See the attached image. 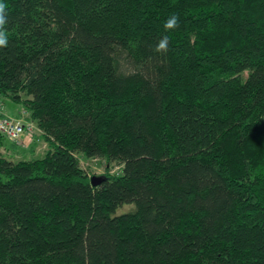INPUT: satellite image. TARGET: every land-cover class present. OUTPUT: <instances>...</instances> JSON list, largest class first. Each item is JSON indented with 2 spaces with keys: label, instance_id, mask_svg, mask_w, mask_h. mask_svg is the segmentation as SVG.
<instances>
[{
  "label": "trees",
  "instance_id": "obj_1",
  "mask_svg": "<svg viewBox=\"0 0 264 264\" xmlns=\"http://www.w3.org/2000/svg\"><path fill=\"white\" fill-rule=\"evenodd\" d=\"M0 2V264H264V0Z\"/></svg>",
  "mask_w": 264,
  "mask_h": 264
},
{
  "label": "rangeland",
  "instance_id": "obj_2",
  "mask_svg": "<svg viewBox=\"0 0 264 264\" xmlns=\"http://www.w3.org/2000/svg\"><path fill=\"white\" fill-rule=\"evenodd\" d=\"M1 100V99H0ZM3 104H4V111L7 112V114L10 115H18L23 113V106L19 103L14 102L10 97H4L2 99ZM27 115V114H25ZM38 132V131H37ZM31 135H28L30 137ZM39 135L36 136V138L33 140L32 136V141L26 137L25 140L21 142L22 145H24V148L20 147L18 148V151L13 154V157H10L5 153V149H0L1 152L5 155H7L8 158L14 159V160H21V159H30L34 157H40L44 155V153L47 150V145L45 141L40 140L38 138ZM9 143H12L11 140H8ZM28 142V143H27ZM13 149L15 147H12ZM82 167L89 172L92 175L95 176H101L105 173V170L108 166L111 167V171L114 173H119L121 171L122 166L120 164H117L116 162H113L111 164H108L105 159L102 158H86L83 155H79ZM135 204L134 203H129V204H124L123 206L119 207L117 210V214L125 213L132 211L135 209Z\"/></svg>",
  "mask_w": 264,
  "mask_h": 264
},
{
  "label": "built area",
  "instance_id": "obj_3",
  "mask_svg": "<svg viewBox=\"0 0 264 264\" xmlns=\"http://www.w3.org/2000/svg\"><path fill=\"white\" fill-rule=\"evenodd\" d=\"M3 109L4 106L0 104L1 113H4ZM32 129V124H27L21 118L0 116V133L10 140L21 143L26 133L32 132Z\"/></svg>",
  "mask_w": 264,
  "mask_h": 264
},
{
  "label": "clouds",
  "instance_id": "obj_4",
  "mask_svg": "<svg viewBox=\"0 0 264 264\" xmlns=\"http://www.w3.org/2000/svg\"><path fill=\"white\" fill-rule=\"evenodd\" d=\"M6 4L0 2V47H6L8 44V38L6 32L4 30V25L6 24ZM179 17L176 15H172L165 22L166 30H174L179 27ZM169 37L163 36L157 43L155 47V51L157 53H167L169 46Z\"/></svg>",
  "mask_w": 264,
  "mask_h": 264
},
{
  "label": "crops",
  "instance_id": "obj_5",
  "mask_svg": "<svg viewBox=\"0 0 264 264\" xmlns=\"http://www.w3.org/2000/svg\"><path fill=\"white\" fill-rule=\"evenodd\" d=\"M20 147L24 148V146H22L20 144H19V146L17 148H14V149L12 148V145H8V147H4L5 153L10 154L8 156L13 157V154L15 152H17L18 151V148L20 149ZM1 149H3V148H1Z\"/></svg>",
  "mask_w": 264,
  "mask_h": 264
},
{
  "label": "water",
  "instance_id": "obj_6",
  "mask_svg": "<svg viewBox=\"0 0 264 264\" xmlns=\"http://www.w3.org/2000/svg\"><path fill=\"white\" fill-rule=\"evenodd\" d=\"M103 178L102 176H92L91 177V183L93 186H97L102 182Z\"/></svg>",
  "mask_w": 264,
  "mask_h": 264
},
{
  "label": "bare ground",
  "instance_id": "obj_7",
  "mask_svg": "<svg viewBox=\"0 0 264 264\" xmlns=\"http://www.w3.org/2000/svg\"><path fill=\"white\" fill-rule=\"evenodd\" d=\"M22 145V144H21Z\"/></svg>",
  "mask_w": 264,
  "mask_h": 264
}]
</instances>
